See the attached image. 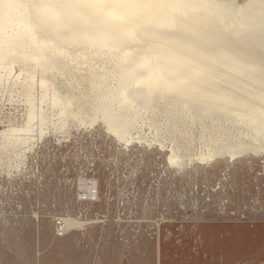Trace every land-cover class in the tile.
<instances>
[{
    "label": "bare ground",
    "instance_id": "1",
    "mask_svg": "<svg viewBox=\"0 0 264 264\" xmlns=\"http://www.w3.org/2000/svg\"><path fill=\"white\" fill-rule=\"evenodd\" d=\"M113 2L16 10L19 38L0 46V104L20 118L0 129V162L23 160L49 131L92 127L180 169L264 158V0H129L135 19Z\"/></svg>",
    "mask_w": 264,
    "mask_h": 264
},
{
    "label": "rangeland",
    "instance_id": "2",
    "mask_svg": "<svg viewBox=\"0 0 264 264\" xmlns=\"http://www.w3.org/2000/svg\"><path fill=\"white\" fill-rule=\"evenodd\" d=\"M19 114L0 104V129ZM49 133L0 162V264H264V158L180 169L106 129Z\"/></svg>",
    "mask_w": 264,
    "mask_h": 264
},
{
    "label": "clouds",
    "instance_id": "3",
    "mask_svg": "<svg viewBox=\"0 0 264 264\" xmlns=\"http://www.w3.org/2000/svg\"><path fill=\"white\" fill-rule=\"evenodd\" d=\"M24 7V0H0V46L7 47L19 38L21 17L16 10ZM105 7L128 19H135L141 6L129 0H115Z\"/></svg>",
    "mask_w": 264,
    "mask_h": 264
},
{
    "label": "built area",
    "instance_id": "4",
    "mask_svg": "<svg viewBox=\"0 0 264 264\" xmlns=\"http://www.w3.org/2000/svg\"><path fill=\"white\" fill-rule=\"evenodd\" d=\"M64 219L65 218H58L55 222L56 232L60 237L65 236L67 230L69 229Z\"/></svg>",
    "mask_w": 264,
    "mask_h": 264
}]
</instances>
